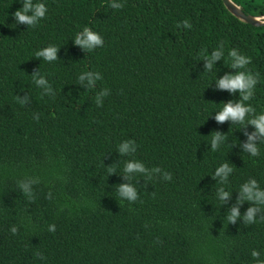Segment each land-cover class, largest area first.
Returning a JSON list of instances; mask_svg holds the SVG:
<instances>
[{
    "label": "trees",
    "instance_id": "trees-1",
    "mask_svg": "<svg viewBox=\"0 0 264 264\" xmlns=\"http://www.w3.org/2000/svg\"><path fill=\"white\" fill-rule=\"evenodd\" d=\"M232 1L264 15V0ZM33 2L47 12L27 26L12 15L22 0H0V264H255L253 249L264 259V210L244 225L245 201L235 224L226 219L249 178L264 189V143L256 141L260 155L253 157L243 144L254 126L215 120L223 102L239 99L216 86L237 71L229 67L231 49L259 73L246 103L264 112V24L244 22L222 0H116L119 9L113 0ZM84 27L102 36V47L88 52L75 44ZM49 45L59 48L56 61L35 56ZM221 47L224 56L205 71L201 50ZM36 70L54 96L34 83ZM86 71L102 76L91 89L79 83ZM104 89L110 94L98 106ZM17 96L29 100L21 105ZM213 132L226 136L216 151ZM125 140L135 141V153L120 154ZM127 160L162 170L151 180L133 177L136 202L116 191L129 182ZM223 163L233 168L226 184L213 178ZM29 177L40 179L34 199L18 185ZM219 187L230 192L223 204Z\"/></svg>",
    "mask_w": 264,
    "mask_h": 264
},
{
    "label": "clouds",
    "instance_id": "clouds-1",
    "mask_svg": "<svg viewBox=\"0 0 264 264\" xmlns=\"http://www.w3.org/2000/svg\"><path fill=\"white\" fill-rule=\"evenodd\" d=\"M22 7L16 10L12 15L15 18L16 24H25L27 26H35L40 19H42L46 12L47 7L44 3H34L33 0H22ZM122 3H117L113 0L111 7L114 9L123 8ZM182 26L186 29L192 27L191 23L185 19L181 22ZM178 24L177 27H180ZM76 45L80 46L86 51H92L97 47H102L104 40L101 35L96 31H93L89 27H84L82 31L76 33L74 37ZM58 47L55 45H49L37 51L35 56L43 58L45 61L52 62L58 59L57 52ZM200 56L205 60V71L211 72L215 61L224 56L223 47L213 50L211 55L207 54V51L202 49ZM231 63L230 68L236 69L234 73H226L222 77L217 78L216 86L221 90H227L230 93H239L238 100H229L226 103L223 102V107L216 112L215 120L223 123L225 121H231L232 124L238 125V129L245 130L248 125H252L255 131L248 133L247 142L243 144L244 152L250 154L253 157L260 155V150L256 141L259 139L260 143H264V112L256 113V109L249 103H246L254 96V89L258 83L259 73L253 74L250 70H246V66L251 63L250 57L240 54L237 49H231L228 52ZM34 83L43 90L42 94L54 96L55 92L52 89L48 80L40 75L39 70L34 71L32 74ZM79 83L83 84L87 81V88L91 89L94 86L96 80L102 79V76L98 72H82L79 77ZM109 90L104 89L99 92L95 98L96 104L99 106L102 104L101 97L109 95ZM18 102L21 105H25L29 100L28 96L21 98L17 96ZM36 120H39V115H35ZM226 140V136L220 132H213L211 135V150L216 151L220 147V143ZM137 150L135 141L125 140L120 143L118 151L122 156H128L135 153ZM108 174L116 172V169L109 167L107 169ZM162 170L159 167L149 170L143 163L138 160H127L123 167V173L128 183H120L116 189L118 196L121 200H127L129 202H136L139 198L138 191L133 183H131L133 177L137 174L147 177L151 180L154 174H160ZM233 172V168L228 163H223L215 169L213 178H218L220 184H226L229 179V175ZM163 179L171 180V173L163 172ZM40 183L38 177H29L23 181H18L19 188L23 191L29 199H34L33 185ZM219 201L226 202L230 198V192L225 190L224 187H219L216 192ZM51 198V193H49ZM245 201L250 203L246 212L243 214L242 219L244 225H251L257 222V213L264 210V189H262L255 178H249L239 188V196L237 197L236 204L232 206L226 219L228 223L235 224L237 219L241 217L240 205ZM264 222V217L260 218ZM55 224L48 226V231L55 232ZM18 231L16 226L11 228V232L16 234ZM37 256H41L37 253ZM251 256L255 260V264H264V259H261V253L258 250L253 249ZM42 258V256H41Z\"/></svg>",
    "mask_w": 264,
    "mask_h": 264
},
{
    "label": "water",
    "instance_id": "water-1",
    "mask_svg": "<svg viewBox=\"0 0 264 264\" xmlns=\"http://www.w3.org/2000/svg\"><path fill=\"white\" fill-rule=\"evenodd\" d=\"M225 7L236 17L243 20L246 23L253 25H263L264 24V15L252 16L244 13L240 7L235 4L232 0H222Z\"/></svg>",
    "mask_w": 264,
    "mask_h": 264
}]
</instances>
